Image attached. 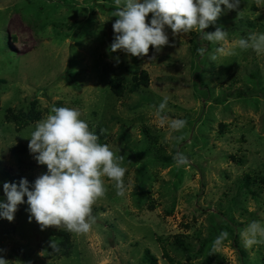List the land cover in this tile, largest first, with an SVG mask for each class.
Masks as SVG:
<instances>
[{"label":"rangeland","instance_id":"374dc122","mask_svg":"<svg viewBox=\"0 0 264 264\" xmlns=\"http://www.w3.org/2000/svg\"><path fill=\"white\" fill-rule=\"evenodd\" d=\"M116 7L115 0H0V173L32 182L47 171L24 136L53 106L81 109L127 168L123 195L104 178L107 191L92 206L96 220L87 233L41 230L26 212L9 221L0 255L8 264H151L147 248L152 264H170L165 246L177 264H264V244L246 248L239 235L250 221L264 222V54L236 49L212 61L207 54L216 44L196 32L173 37L170 29L174 43L158 52H109ZM217 26L231 45L264 32V10L241 0L239 10L222 13L205 31ZM141 70L148 84L129 90ZM114 76L125 79L121 96L109 85ZM164 96L165 117L187 122L173 137L156 115ZM177 151L187 165L176 164ZM246 173L253 181L239 188ZM221 231L229 235L213 249ZM176 235L185 248L171 245Z\"/></svg>","mask_w":264,"mask_h":264},{"label":"clouds","instance_id":"9594fccd","mask_svg":"<svg viewBox=\"0 0 264 264\" xmlns=\"http://www.w3.org/2000/svg\"><path fill=\"white\" fill-rule=\"evenodd\" d=\"M255 3L264 10V0H255ZM115 4L117 7L110 15L116 19L112 24L114 38L107 49L109 52L122 50L130 56L142 57L149 53L150 46L158 52L163 46L174 43L166 30L170 29L173 37L196 32L202 40L216 44L215 52L207 54L212 61L218 59V54L234 55L236 49L250 48L258 55L264 54V32L241 37L227 45L226 29L217 26L213 31H205L216 24L222 13L239 10L241 0H115ZM196 51L203 56L206 47L201 46ZM115 59L116 63L120 62L119 57ZM168 101L164 96L157 105L156 115L159 125L167 127L169 137H173L187 122L182 118L165 117ZM24 137L30 138L29 152L38 164L46 165L47 171L32 182L25 177L18 182L4 181L0 218L12 221L18 206L27 204L29 220L34 218L41 230L56 226L82 234L95 223L92 206L107 191L104 178L114 181L118 195L124 194L127 168L121 164L123 157L116 155L108 144L99 142L81 109L53 106L51 113L36 121L33 130ZM173 159L178 166L189 163L180 151ZM228 235L227 231H221L214 238L213 249ZM239 235L246 248L264 244V222L250 221ZM49 246L54 249L57 245L50 240ZM0 264H8L2 255Z\"/></svg>","mask_w":264,"mask_h":264},{"label":"trees","instance_id":"16d2710c","mask_svg":"<svg viewBox=\"0 0 264 264\" xmlns=\"http://www.w3.org/2000/svg\"><path fill=\"white\" fill-rule=\"evenodd\" d=\"M144 84V85H147L148 84V74L146 72V70H141L140 73H139V81H135L134 84H132V86H130L129 90H134V88L137 87L138 84ZM109 85L112 89V91L115 93V95L117 96H121L125 89H128L126 84H125V79L123 77H120V76H114L111 78V80L109 81ZM21 119H18V123H21ZM143 132L146 133V130L144 129ZM152 140V143H153V147L156 149V150H161V147H158L157 144H156V139L155 138H151ZM23 149V146L20 145V146H14L12 148V150H15V151H20ZM162 160H169L168 157H162ZM23 177V176H20V175H15V174H9V173H0V199H3L4 197V193H3V182L4 181H16L18 182L19 179ZM253 181V178L250 174L246 173L242 176V178L239 180L238 182V186L239 188H249L251 183ZM262 181H264L262 179ZM27 198L25 197V200ZM28 207L27 204H20L18 206V209L17 211L15 212L14 216H21L23 214H25L27 211H26V208ZM11 225L9 223V220H7L6 218H0V236L4 239L6 238H9L10 237V234H11ZM171 245L172 246H177V247H180V248H185L186 245L184 244L183 242V238L179 235H176L173 239V241H171ZM13 250L15 251H20V248L18 246H13ZM163 250H164V256L168 259L169 263L170 264H177L174 259L172 258V256L169 254L168 250L165 248V246H163ZM143 256L146 260L149 261V263H155L156 261V257H154L150 251L146 248L144 250V253H143ZM263 263H264V258L262 259Z\"/></svg>","mask_w":264,"mask_h":264}]
</instances>
